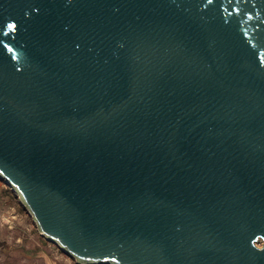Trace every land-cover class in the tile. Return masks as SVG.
Wrapping results in <instances>:
<instances>
[{
    "label": "water",
    "instance_id": "water-1",
    "mask_svg": "<svg viewBox=\"0 0 264 264\" xmlns=\"http://www.w3.org/2000/svg\"><path fill=\"white\" fill-rule=\"evenodd\" d=\"M0 177L78 264H264V0H0Z\"/></svg>",
    "mask_w": 264,
    "mask_h": 264
},
{
    "label": "rangeland",
    "instance_id": "rangeland-1",
    "mask_svg": "<svg viewBox=\"0 0 264 264\" xmlns=\"http://www.w3.org/2000/svg\"><path fill=\"white\" fill-rule=\"evenodd\" d=\"M78 264L38 232L11 185L0 177V264Z\"/></svg>",
    "mask_w": 264,
    "mask_h": 264
},
{
    "label": "crops",
    "instance_id": "crops-1",
    "mask_svg": "<svg viewBox=\"0 0 264 264\" xmlns=\"http://www.w3.org/2000/svg\"><path fill=\"white\" fill-rule=\"evenodd\" d=\"M50 264H62V263H54V262H52V263H50Z\"/></svg>",
    "mask_w": 264,
    "mask_h": 264
},
{
    "label": "snow or ice",
    "instance_id": "snow-or-ice-1",
    "mask_svg": "<svg viewBox=\"0 0 264 264\" xmlns=\"http://www.w3.org/2000/svg\"><path fill=\"white\" fill-rule=\"evenodd\" d=\"M8 27H12V25H8Z\"/></svg>",
    "mask_w": 264,
    "mask_h": 264
}]
</instances>
